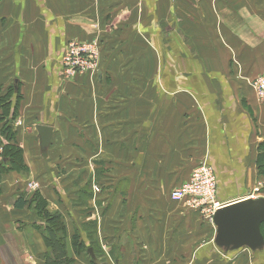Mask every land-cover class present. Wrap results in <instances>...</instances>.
Segmentation results:
<instances>
[{
    "label": "crops",
    "instance_id": "1",
    "mask_svg": "<svg viewBox=\"0 0 264 264\" xmlns=\"http://www.w3.org/2000/svg\"><path fill=\"white\" fill-rule=\"evenodd\" d=\"M96 37L97 75L66 83L67 42ZM262 73L264 0H0V98H19L13 126L27 167L3 174L0 190L37 184L65 217L74 264H253L247 248L216 249L217 226L170 194L207 160L221 201L246 198L264 127L252 88ZM42 126L52 128L48 148ZM110 206L115 228L99 213ZM25 247V261L39 264Z\"/></svg>",
    "mask_w": 264,
    "mask_h": 264
},
{
    "label": "rangeland",
    "instance_id": "2",
    "mask_svg": "<svg viewBox=\"0 0 264 264\" xmlns=\"http://www.w3.org/2000/svg\"><path fill=\"white\" fill-rule=\"evenodd\" d=\"M254 3H256V1H254ZM234 5L236 7L240 6V4H238V3H236ZM225 13L227 14V16H230V17L232 16V12L229 10H225ZM72 40L89 42L87 40H82V39L81 40L72 39ZM72 40H70V41H72ZM70 41L67 42V44L65 46L66 48H65L64 53L62 55V58L60 60L61 61V68H62V75H63V61H62V59L67 54L68 48L70 47V43H69ZM218 41H219V44L221 46H224L226 44V42L222 41L221 39H218ZM91 42H95L98 45H100L99 48H100V52H101V54H100V59H101V55H102V52L104 50L102 39L100 37H96L95 40L93 39V40H91ZM101 62H102V59L99 62L98 69H100ZM82 74L83 75L84 74H90L93 77H95L97 75L96 71H89V72L82 73ZM77 79H78V76L75 78L69 79V78H66V76L64 77V75H63V80L68 84H69V82L73 83ZM128 81H131V79H128ZM10 95H12V93H10ZM1 98H3V96ZM4 101H5V99H4ZM11 101H12L11 105H12V110H13L15 108L13 106L15 99H12ZM15 106H16V102H15ZM9 109H11V108H9ZM250 118L253 121V115L251 116V112H250ZM261 118H262V121H264V114L261 116ZM254 123L256 124V119H254ZM256 133H257V130H256ZM230 134H231V136H234L235 131H231ZM260 138H261L260 139L261 141L258 142V140H257V142L255 143V145L253 147L255 149L257 156H259L260 150L264 149V127H262V136ZM4 142H6V141H4ZM1 152H2V149H0V153ZM257 156H256V159H257ZM256 159L254 161H252L251 163H249L250 170L255 169L254 166L256 167V161H257ZM0 160H1V157H0ZM206 161L207 160L202 161L201 163L206 162ZM88 164L91 165L92 163H88ZM249 179H250V181H249L250 182V189H249L248 193L245 195V197L246 198L254 197L256 199L264 198V175L260 174L259 169H258L256 175L253 178H249ZM10 183L11 182H4L3 183V185L5 186V190H4L5 192L4 193H2V191L0 190V264H29L27 261H25V256H26L25 255V253H26V251H25L26 247L25 246L27 243L30 245V247H32L36 251L35 261H36V259H40V258H42V260H46V258H44V256L42 257V255H46L48 253V251H47L48 247L46 248L45 241H44L45 240L44 237H45L46 232L43 228L42 229L37 228V225L35 226L36 223L31 224V222H35L38 219L36 215H38L39 212H38V210H36L35 205H33V204H31L30 208H28L24 211H13V210H11L13 207L12 202L16 198V196L18 194H20L21 190L19 189V187L17 188L16 185H12ZM217 183H218V179H217ZM7 186H8V188H7ZM218 186H219V183H218ZM37 187L38 186H36L35 188H37ZM35 188L33 187L32 183H29V185H26L24 189L27 191L26 193L29 192L30 193L29 195L34 196V194L36 193ZM92 188H93V191H94L93 193L95 196H97L98 193L101 194V192H102L101 188L102 187L99 188L97 185H94V187H92ZM257 188H259V190L257 192H255L254 190ZM8 197H11L10 198L11 200L7 199ZM230 197L231 196H229V197L225 196V198H223V199L229 200ZM97 198L98 197H96L95 201L97 200ZM217 198H218V196H217ZM221 200H222L221 198H218V201L221 204H224V205L228 204V203H225L224 201H221ZM177 202H182V201H177ZM183 202H185L188 205L187 201H183ZM6 203L10 206L9 210L5 205ZM97 207H99V206H97ZM112 208H113V206H110L109 208H107L103 211H102V209L101 210L99 209L100 210L99 213H100V215L104 214V216H109V221L113 222L112 226H113V228H115L116 223L114 221L116 220V215L114 213H112V211L114 210V209L112 210ZM89 210H90L89 207H87L86 211L83 210L84 211V217L88 218V216L92 215L90 213H87ZM85 213H87V215ZM32 217H34V218H32ZM117 221H119V218L117 219ZM26 223L29 225H27ZM90 224L93 225V224H95V222L91 221ZM81 227H82V224H81ZM101 229L106 230L104 225H102ZM97 230H98V228H97ZM108 231H113V229L108 230ZM97 232H99V231H97ZM59 235L63 241L64 237L61 235L60 232H59ZM26 239H27V241H26ZM67 246H68V251H69L70 246H69L68 242H67ZM44 251L45 252L47 251L46 254H43ZM246 253H249V252H246ZM261 253L256 254V256L253 257V260L250 258V260L252 261L253 264H264V255H262ZM82 259H85V258L83 257ZM42 260H40L39 264H43ZM70 264H74V262L70 263Z\"/></svg>",
    "mask_w": 264,
    "mask_h": 264
},
{
    "label": "trees",
    "instance_id": "3",
    "mask_svg": "<svg viewBox=\"0 0 264 264\" xmlns=\"http://www.w3.org/2000/svg\"><path fill=\"white\" fill-rule=\"evenodd\" d=\"M5 99V101H4ZM4 101V102H3ZM19 98L16 100L18 103ZM12 102L10 93L7 96L0 98V133L1 136L5 137L6 142L4 143L0 137V184L2 181V175L8 172H26L27 167L23 161V149L16 143V131L13 126L15 118L18 114V105L12 110ZM5 108V109H4ZM11 108V109H9ZM2 109V110H1ZM9 110V111H8ZM256 168L259 169L260 174L264 175V149L260 150L259 156L256 159ZM31 204L35 205L36 210H38V215L45 222L44 225H39L37 228L45 230V245L48 247V253L46 255L47 264H70L74 260L69 258L68 246H67V225L65 222V217L61 212H50L48 210V204L41 197L40 193H35L34 196L28 193H20L13 200L12 205L16 210H25L30 208ZM262 234L264 237V224H262ZM59 232L64 237L62 241ZM73 245L76 252L81 250L85 251V247L79 243L78 237L75 236L73 240Z\"/></svg>",
    "mask_w": 264,
    "mask_h": 264
},
{
    "label": "built area",
    "instance_id": "4",
    "mask_svg": "<svg viewBox=\"0 0 264 264\" xmlns=\"http://www.w3.org/2000/svg\"><path fill=\"white\" fill-rule=\"evenodd\" d=\"M69 43L67 54L62 59L64 77L72 79L82 73L99 70L100 45L91 41L72 40ZM252 87L259 100L264 103V73L253 80ZM36 186L37 184H33L34 188ZM258 190L259 188L254 191ZM217 192L215 169L207 162H203L194 169L189 181L172 190L170 198L174 201H187L190 208L213 222L216 210L227 205L218 201Z\"/></svg>",
    "mask_w": 264,
    "mask_h": 264
},
{
    "label": "water",
    "instance_id": "5",
    "mask_svg": "<svg viewBox=\"0 0 264 264\" xmlns=\"http://www.w3.org/2000/svg\"><path fill=\"white\" fill-rule=\"evenodd\" d=\"M41 147L48 148L53 135L52 128H37ZM213 224L217 226L215 246L222 254L238 253L247 248L253 254L264 252V198L229 203L216 210ZM228 255V254H227Z\"/></svg>",
    "mask_w": 264,
    "mask_h": 264
}]
</instances>
